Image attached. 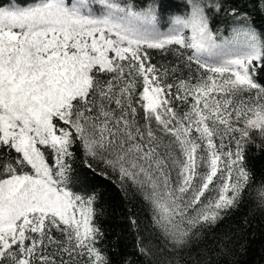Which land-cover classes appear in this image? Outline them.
Here are the masks:
<instances>
[{
	"label": "snow or ice",
	"instance_id": "1",
	"mask_svg": "<svg viewBox=\"0 0 264 264\" xmlns=\"http://www.w3.org/2000/svg\"><path fill=\"white\" fill-rule=\"evenodd\" d=\"M161 8L0 4V264H113L90 173L143 196L174 264L230 254L225 243L196 249L253 179L264 34L233 8L237 25L222 38L212 28L222 5L205 0H187L165 31ZM257 202L264 208V181ZM140 252L150 254L142 242Z\"/></svg>",
	"mask_w": 264,
	"mask_h": 264
},
{
	"label": "trees",
	"instance_id": "2",
	"mask_svg": "<svg viewBox=\"0 0 264 264\" xmlns=\"http://www.w3.org/2000/svg\"><path fill=\"white\" fill-rule=\"evenodd\" d=\"M8 0H0L7 4ZM206 3L222 5L217 13H212V28L225 31L232 22L231 9L235 8L245 14L244 18L259 34H264V0H205ZM161 18L164 26L168 23L169 14L186 12L187 0H161ZM146 0H136L137 7L145 5ZM225 7V8H224ZM157 62L168 63L173 56L162 59L160 53L153 51ZM247 162L252 169L253 179L249 183L244 202L238 209L232 210L211 232H205L196 252L214 245L219 249L221 243L227 245L229 255L216 257L215 264H264V208L257 202V189L264 181V145L254 139L247 143ZM76 167L82 168L80 159ZM89 183L101 194L98 201L97 223L105 233L102 247L111 255L113 264H168L174 259L171 250L165 246V240L155 226L152 211L140 193L129 191L127 194L112 180L97 173L89 174ZM131 219H136L138 227H133ZM150 254L142 255L140 243ZM196 253L194 252V255Z\"/></svg>",
	"mask_w": 264,
	"mask_h": 264
},
{
	"label": "rangeland",
	"instance_id": "3",
	"mask_svg": "<svg viewBox=\"0 0 264 264\" xmlns=\"http://www.w3.org/2000/svg\"><path fill=\"white\" fill-rule=\"evenodd\" d=\"M225 8V7H224ZM184 13L181 14H175V15H182ZM245 19V18H244ZM247 22L248 20L245 19ZM249 23V22H248ZM250 24V23H249ZM237 25V19L233 18L232 22L228 25V28L223 31L221 30V28L217 27L214 31H216L219 35L223 37H228L232 34V30L233 28ZM251 25V24H250ZM170 26V20L168 21V23L166 24V26H164V30L166 31L167 28ZM251 139H254L256 142H258L260 145H264V136H261V134L258 132V130H253L251 131ZM162 234V233H161ZM163 236V234H162ZM164 238V237H163Z\"/></svg>",
	"mask_w": 264,
	"mask_h": 264
}]
</instances>
